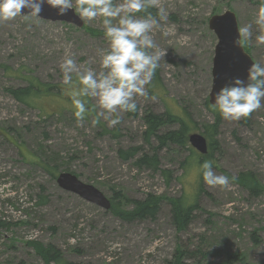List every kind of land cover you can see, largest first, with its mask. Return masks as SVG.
<instances>
[{
  "label": "rangeland",
  "instance_id": "rangeland-1",
  "mask_svg": "<svg viewBox=\"0 0 264 264\" xmlns=\"http://www.w3.org/2000/svg\"><path fill=\"white\" fill-rule=\"evenodd\" d=\"M159 4L167 19L152 36L157 45L153 51L166 50L158 67L162 91L151 94L147 86L150 99H137L138 115H122L115 126L119 137L104 133L101 123L114 127L103 120L93 124L94 111L85 115L82 125L77 121L74 87L63 86L59 67L71 55L82 69L99 71L101 52L107 48L102 18L83 21L80 27L39 17L26 21L23 16L0 23V217L10 226L0 231V264H43L28 241L53 244L76 264H163L177 249L195 252V261L205 264H264V101L248 126L223 119L213 139L204 129L213 120L205 102L217 43L208 19L229 9L239 29L252 24L264 0ZM252 31L251 41L241 44L254 62L264 64V45L256 44L262 32L254 24ZM32 79L58 92L41 88L28 105L17 101L11 91ZM166 108L190 114L191 132L207 140L205 154L188 140L182 148L175 143L158 148L156 140L151 148L144 143L142 113L159 114ZM132 145L149 154L157 151L160 168L169 169L172 178L167 181L159 171L122 159L119 148ZM199 157L229 178L228 189L200 184ZM65 171L99 189L113 209L104 210L62 190L55 176ZM241 175L253 179L261 191L250 194L239 181ZM199 184L200 209L179 231L168 200L194 199ZM150 196L160 201L155 219L129 222L115 213L130 210L132 200Z\"/></svg>",
  "mask_w": 264,
  "mask_h": 264
},
{
  "label": "clouds",
  "instance_id": "clouds-1",
  "mask_svg": "<svg viewBox=\"0 0 264 264\" xmlns=\"http://www.w3.org/2000/svg\"><path fill=\"white\" fill-rule=\"evenodd\" d=\"M57 10L60 15L69 9L85 22L102 18L107 48L101 52L99 71L81 68L76 60L67 56L59 67L63 83H73L76 77L78 91L73 95L74 116L82 125L89 111L88 102H93L95 125L100 120L109 127L121 123L124 113L137 111V99H150L147 86L151 84L159 62L166 50L157 49L152 33L167 19L159 0H0V23L15 20L19 16L30 20L39 17L44 5ZM157 8L154 16L149 9ZM27 10V11H25ZM144 12V17L136 14ZM262 34L256 37L257 45H264V6L257 9L252 22ZM252 24L238 30L241 41H251ZM264 101V64L254 62L247 70V83L235 78L231 85L222 87L215 95L211 109L225 121L247 119L262 107ZM202 179L209 188L228 189L229 178L218 175L210 161L201 166Z\"/></svg>",
  "mask_w": 264,
  "mask_h": 264
},
{
  "label": "trees",
  "instance_id": "trees-1",
  "mask_svg": "<svg viewBox=\"0 0 264 264\" xmlns=\"http://www.w3.org/2000/svg\"><path fill=\"white\" fill-rule=\"evenodd\" d=\"M149 11L154 16L157 15L156 8H151L149 9ZM136 15L138 17H144L146 13L140 12V13H137ZM40 85L41 84L39 83V80L32 79L27 86L17 87L16 89L12 90L11 95L17 101H20L21 103L28 105L29 104L28 99H31L32 97L31 95L34 93L39 94L41 92L40 91L41 88L46 89L49 93L53 89H55L56 92H58L57 88H51L45 84L43 85L44 87ZM63 86L64 87H74V93L75 91H78V86H77L75 75L73 76L72 84L70 85L64 84ZM150 86L152 87V89H150V92H149L151 94H156L157 92L162 91L158 68L155 72V75L152 79ZM210 105L211 104L207 100L205 102V107L212 114L213 120L212 122L207 123L204 126V129H205V134L209 135V137L213 139V137L217 134L218 127L223 119L219 115L218 112H215L211 109ZM88 107H89V111L86 113V115L93 113V111L91 110L92 105H90V102H88ZM128 113L131 116L138 115V107H137V111L128 112ZM252 114L247 119H241L239 123L241 125L248 126L250 124ZM142 121L144 123V130L142 131L143 140H144V143L148 144L150 148L152 146L151 142L153 140H156L159 143L158 148L162 145L165 146L170 143H175L179 147L182 148L186 146L187 140H188V134L191 133L192 128H193L191 125L193 124L191 116L189 113L186 112L185 109H181L177 114L176 112L170 110L169 108H166L164 112L159 113V114L153 111H150V110L148 111L145 110L142 113ZM174 124L178 125L177 128H174V129L167 128L164 131L165 127L174 125ZM100 125L102 126V130L104 131V133H108V134L114 135L115 137H119L117 127L109 129L107 127H104L102 123ZM118 154L124 160L134 159V162L137 167H147L152 171H159L161 174L164 175L167 181L172 178V175L169 169L160 168V162L157 156V151L155 152L154 149L152 150L151 154H149L147 151L143 150L142 147L137 146V145H132L126 149L119 148ZM201 158L202 157H199L197 159L198 166L200 168V172H199L200 184L203 181L202 171H201V166L203 163H202ZM39 165L43 166L42 163H39ZM250 179H251L250 177L247 178L246 176L243 177L242 175L239 177V181H241L243 186L246 189H248L250 194L259 193V191H261L259 185H257V183L253 179L251 180ZM200 184L197 188L194 199L187 200L185 196H181L179 198H170L168 200L170 204V212H171L173 225L179 231L186 229V227L191 223L195 211L200 209L198 205V200H197L198 194L202 192ZM132 202H133V207L130 210L122 211V212L115 211V213L118 216H122L126 218L127 221L131 222V221H139V220H144V219H155L160 209L159 198H154L150 196V197H147L145 200H132ZM45 203H46V198H43L41 204H45ZM110 208L113 209L112 205ZM9 227H10L9 223L0 217V231L2 229H8ZM26 244L31 245L35 249V253L42 260L43 264H76L74 262H71L65 259L60 249H58L53 244H50V243L34 244L33 241H28L26 242ZM190 260H192V262H190ZM163 264H205V263H203L202 260L195 261V252L188 251V250L183 251V250L177 249L173 252V254L171 255L169 259L164 260Z\"/></svg>",
  "mask_w": 264,
  "mask_h": 264
},
{
  "label": "water",
  "instance_id": "water-1",
  "mask_svg": "<svg viewBox=\"0 0 264 264\" xmlns=\"http://www.w3.org/2000/svg\"><path fill=\"white\" fill-rule=\"evenodd\" d=\"M39 15L42 19L61 21L76 27H80L83 23L74 9H69L65 14L60 15L56 9L45 4ZM207 25L217 38L212 59L211 87L208 93V101L213 104L218 91L224 86L231 85L235 78L247 83V70L254 61L244 50L243 45L237 44L239 29L234 12L226 9L222 13L211 15ZM188 141L200 154L207 152V140L202 134L191 132L188 134ZM55 181L62 190L76 194L104 210H109L111 207L110 199L104 193L93 185L81 181L71 172H59L55 176Z\"/></svg>",
  "mask_w": 264,
  "mask_h": 264
}]
</instances>
